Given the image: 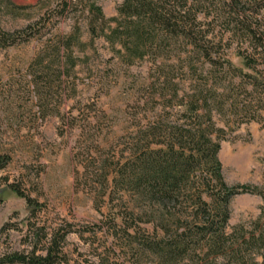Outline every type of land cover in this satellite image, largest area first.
<instances>
[{
  "label": "trees",
  "instance_id": "1",
  "mask_svg": "<svg viewBox=\"0 0 264 264\" xmlns=\"http://www.w3.org/2000/svg\"><path fill=\"white\" fill-rule=\"evenodd\" d=\"M96 1L61 0L58 15L65 18L73 9L86 10L90 45L102 39L125 67L151 62L144 88L149 100L129 109L155 113L154 119L142 125L141 120H131L135 113L130 112L118 157L114 152L107 160L97 159L99 147L94 143L73 155L75 161L82 159L80 170H75V188L82 186L93 195L99 213L118 198L119 206L109 209L103 227H79L65 220L52 226L42 220V203L25 194L20 184L5 180L7 188L25 201L28 216L26 248L1 254L0 264H264V190L225 183L218 161L225 133L212 117L227 104L226 90L239 86L244 93L241 109L255 108L246 118L262 119L264 32L258 21L264 18V0H121L112 19L103 16ZM0 2L6 8L26 9L9 0ZM209 17L212 21L205 25L203 19ZM213 21H227L228 33L240 35L247 44L238 55L248 72L222 56L221 39L215 43L205 27ZM35 33L40 32L31 26L20 33L0 29V48L28 42ZM86 46L76 26L70 35L57 36L30 65L31 94L42 119L61 105L63 79L79 60L72 56L73 47ZM167 108L174 111L172 118L165 114ZM55 115L64 125L65 116L58 110ZM74 121L70 118V127ZM10 162L9 154H0V172ZM246 194L261 198L259 214L248 227L229 229V203ZM11 231L22 230L4 224L0 236L8 237ZM97 233L110 244L104 242L102 253L94 250V260L71 263L65 253L67 237L76 234L85 241V234Z\"/></svg>",
  "mask_w": 264,
  "mask_h": 264
},
{
  "label": "rangeland",
  "instance_id": "2",
  "mask_svg": "<svg viewBox=\"0 0 264 264\" xmlns=\"http://www.w3.org/2000/svg\"><path fill=\"white\" fill-rule=\"evenodd\" d=\"M9 2L26 9L6 8L5 2H0V29L20 33L31 26L33 32L40 33H35L28 42L17 41L11 47L0 48V154L11 157L10 164L0 172V228L4 224H14L22 230L11 231L8 237L0 236V255L26 248L23 242L28 216L26 204L7 188L5 180L8 184H20L25 194L42 203V220L52 226L65 220L79 227H103L109 209L115 210L119 206L118 198L114 196L113 203L109 207L103 206L99 213L94 207L93 195L82 186L75 188V170H80L82 159L79 156L75 161L73 155L81 154L82 146L94 143L99 147V152L95 153L97 159L107 160L114 152L118 157L131 123L130 112L135 113L131 120H141L142 125L155 116V113L129 109L149 100L144 88L150 80L153 65L145 60L125 67L102 39H96L90 45L86 10L73 9L65 18H60L61 0ZM95 3L106 19H112L117 17L121 0H97ZM203 21L206 25L212 17ZM227 23L213 21L205 27L209 28L210 34L212 32L209 36L214 37L215 43L221 39L219 50L225 60L234 68L248 72L239 57L247 44L240 35L234 37L228 33ZM258 23L260 31L264 32V18ZM76 26L80 29V42L87 46L73 47L72 56L79 60L69 77L63 79L61 105L55 107L54 114L42 119L31 94L30 65L43 50L54 44L57 36L70 35ZM233 87L226 90L228 101L222 113L212 115L215 126L225 133L218 153L221 174L228 186L264 190V113L260 112L261 121L246 118L255 108L241 109L243 90L239 86ZM57 110L67 120L64 125L55 115ZM173 112L167 108L165 114L172 118ZM70 118H75L71 123L74 127H70ZM87 123L92 125L91 128ZM261 206L262 200L257 195L234 197L229 203V229L240 225L248 227L257 218ZM83 238L85 241L71 234L66 239L65 253L71 263L94 260L93 251L102 253L104 242H107L101 233L96 237L85 234ZM108 244L110 239L105 243Z\"/></svg>",
  "mask_w": 264,
  "mask_h": 264
}]
</instances>
